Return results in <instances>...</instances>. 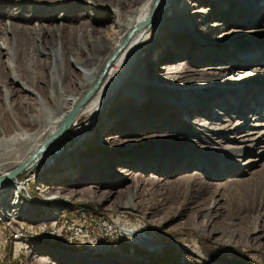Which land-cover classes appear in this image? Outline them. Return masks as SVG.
Listing matches in <instances>:
<instances>
[{"label":"rangeland","instance_id":"1","mask_svg":"<svg viewBox=\"0 0 264 264\" xmlns=\"http://www.w3.org/2000/svg\"><path fill=\"white\" fill-rule=\"evenodd\" d=\"M70 1L73 4L62 9L54 0H46V6L39 0H0V49L3 48V53L17 49L18 54H11L10 61L21 72L22 82L27 80V74L22 73L27 65L32 72L41 74L40 79L43 80H36L35 84L36 90L43 98L47 97L46 94L51 89H70L72 86L74 74L70 76L68 73L63 79L54 60L56 49L60 47L59 38L63 37L71 49L72 41L66 38L69 29L81 31L91 26L97 31L91 34V39L100 44L103 42L101 36L114 26L117 10L124 11L128 7L126 3L120 8L118 0H99L98 6L89 5L90 1L87 5L84 0ZM257 1L255 7L247 8L243 6L246 5L245 2H239L243 7L236 3L229 7L236 1L220 0L217 10L223 11L224 15H217L211 20L197 17L202 29L215 38L210 36L211 38L207 39L210 41H202L203 37H207L206 34L199 33L200 30L191 31L193 45H185L188 50L177 56L176 63L188 61L194 72L200 68H214L212 76L202 79L206 83L217 82L223 85L224 82L219 78L223 77L228 78L226 82L239 86L264 84V74L256 75L258 70H264V64L258 65V61L264 62V0ZM199 2L200 0H189L187 4L181 3V8L183 6L187 14L188 11L198 8L214 11L212 2L203 5H199ZM241 8H246L243 11H250L238 13ZM234 12L237 13L232 14ZM229 20L234 21L233 25H242V34L232 33L229 36H235L234 38H221L220 36L228 33L232 27L226 25V28H218L216 24L225 25ZM55 21L59 22L62 30L54 31L58 25ZM152 35H155V31H152ZM239 38L242 42H231V39ZM153 42L155 50L163 41L154 39ZM199 43L202 45L198 46ZM203 44H207L204 49ZM32 47L39 49L41 57L29 61ZM238 50H244L242 58L237 55ZM90 51L91 54L80 58V63L73 64L74 73L83 71L84 65L94 54L93 49ZM189 51L197 53L192 57L188 54ZM205 51L212 54L201 58ZM2 56L0 55L1 66L6 61ZM241 59L247 60L246 63L250 65L243 63L242 67H238L237 65L242 63ZM148 64L152 66L151 63ZM220 68L226 70L222 71ZM245 73L246 76L243 75ZM47 74L50 75L52 83L45 79ZM1 76L0 85L10 88L8 82L11 72L5 69ZM42 89L46 90L45 93ZM2 90L0 89V129L4 128V123L9 119L3 104L5 95ZM15 90L9 96L8 105L21 117L24 111L17 107L21 94L18 88ZM254 93H257L256 90L210 92L212 98L194 100V104L190 105V108L194 107L193 114L181 116L182 118L173 112L166 113L164 119L158 117V111L144 115L137 111V116L151 117L144 121L141 117L132 115L131 109V112L125 114V119L133 122V125L123 123L124 126L130 127L127 132L120 129L123 124H118L113 130L106 128L103 119L98 115L90 121L81 118L78 126L67 132L56 145V149H53L54 158L49 157L42 161L31 171L33 174L23 173L17 177L19 180L24 176V189L18 190V197L26 203L22 208L25 215L20 219H13L14 221L10 217L0 218V226L10 225L12 222L25 227L34 226L33 234L36 235V226L44 233L47 230L52 231V227L48 226L55 224L59 233L63 232L65 220L70 219L79 226L77 222H85L88 219L93 221L89 225L90 228L87 226L88 230H82L79 240H72L71 245L63 244L64 239L48 241L33 235H23L18 237L17 241L20 251L14 245V237L6 236L5 240L0 242V262L12 264L17 260L19 264H156L152 258L160 256L162 248L166 247L170 254L161 257L159 264H264V238H252L248 233V229H252V223L245 228L242 221L245 217L250 220L261 215L259 225L264 227V209L246 208L245 204L250 192L262 190V177L259 174L264 171V158L256 160L249 148L247 153L241 150L240 155H232L231 149L243 147L236 143L234 138L245 132L253 134L251 137L258 134L264 136V128L253 127L255 123H259L258 120L264 123V105L258 108L255 105V97L250 100ZM114 104L108 108L107 114L112 112L110 110L114 109ZM222 106L229 112L240 115L243 119L241 122L245 123L228 130L226 135L199 142L198 139L210 129L211 124L203 110L210 112L211 109ZM208 108L211 109L207 110ZM146 111L151 112V108ZM172 114L177 115L172 117ZM253 116H258L259 119L252 118ZM197 119L202 120L201 123L192 124L197 122ZM134 129L139 131L137 135L140 137L137 136V139H143L145 136L148 138L137 143L133 135L121 137L122 133L126 136ZM116 136L120 137L119 140L109 139ZM121 140L123 141L119 142ZM160 145L178 147L179 150L165 154L147 150ZM184 153L189 154L187 158L183 157ZM80 155H84L83 162L78 161L81 160L78 157ZM11 161L0 163L3 164L0 167V175L18 167V164ZM104 162L113 176L110 180L103 179L106 176L102 171ZM65 164L72 165L70 168L75 174H63L67 169L60 166ZM122 170L129 171L128 177L133 176V179L129 182H117L116 179H121L118 172ZM151 176L155 178L151 179ZM81 178H84L83 182ZM77 180L79 184H76ZM13 186L15 185L11 187ZM17 187L11 191L5 202L0 203V211L11 215L10 204L14 200L10 196L17 193ZM61 188L65 190L57 195ZM39 190L44 192L41 194ZM52 197H56L60 204L57 212L49 214L46 211L52 206L49 202ZM104 222H111L112 229L103 228L99 232L98 228ZM41 223L44 226L38 225ZM121 228L133 236H144L152 246L138 244L130 234L121 232ZM54 237L56 238L55 235ZM123 247L127 249L126 252L121 249Z\"/></svg>","mask_w":264,"mask_h":264},{"label":"bare ground","instance_id":"2","mask_svg":"<svg viewBox=\"0 0 264 264\" xmlns=\"http://www.w3.org/2000/svg\"><path fill=\"white\" fill-rule=\"evenodd\" d=\"M54 1H56L62 9H66L69 5L73 4L70 0ZM89 1V5L98 6V4H100L99 0H84V4L87 5V2ZM118 1L119 2H117V4H119L118 6L120 8L122 5L127 3V10L121 11L118 9L117 5H115L116 9H118L116 21L114 22V26L101 36L103 39L102 43L98 44L97 41H92L91 34L97 31L91 26H89V28L85 27L81 31H77L74 28L69 29L68 36L66 35V38L72 41L71 49L68 48V45H66L63 37L59 38L60 47H57L56 49L54 60L57 65L58 72L63 79L67 77L68 73L69 75H72V73L74 74L70 89H67L66 87L61 88L62 90L58 89V87L55 89L50 88L51 90L46 94L47 97L43 98L36 90L37 86L35 84L36 80L37 82L38 80H43L40 79L41 74H37V71L36 73L32 72L30 66L27 65L23 70L24 72H22L27 74V80L22 82L21 72L17 70L18 67L15 64L13 65L10 61L14 52L18 54L17 49H14V52H12V49L9 53H3V48L0 49V55H3L4 58H6V61L2 63L3 66H1L0 62V68L2 71L7 69L11 72L10 80L8 82V86H10V88H5L7 85H0V89H3L2 92L5 95L3 104L9 115V119L4 123V128L0 129V163L12 160L11 162L20 166L25 163L37 150H39L40 147L62 127V125H64L63 131L54 140V142L49 144V146H45L41 152H38L34 158L29 161L21 175L23 173V175L31 173V171H33L42 161L48 159L49 157H55L53 156V149H56V145L61 142L67 132L69 133V131L78 126L77 124L81 118L90 121L98 115L103 119V125L110 130H113L118 124L131 123L133 125V122L125 119L127 117L125 114L131 112V109H133L132 115H135L137 111H141L143 115L146 113L151 114L153 111H158V117H162L164 119H166V113L168 114L172 112L177 113L178 115H175L182 118L181 116H189L193 114L194 107L190 108V105L194 104V100L201 101L205 98H212L213 96L210 92L213 91L216 93H229L240 90H256L257 93L252 94L250 96V100L255 97V105H257L258 108L263 107L264 84L251 83L249 85L244 84L239 86L226 82L228 78L223 77H219L220 81L224 82L223 85H220L217 82L214 84L206 83V81H203L202 79L212 76L213 74L211 73L214 68H200L198 71L196 70L195 73L191 70V66L188 61L176 63V59H178L177 56L179 54L180 56L183 55V53L188 50L185 45H193V42H191V31L197 32L200 30L198 31L199 33L203 32V34H206L207 37H203L202 41H210L207 40L211 38L210 36L215 38L214 35H211V33H206L207 30L202 29V24L199 23L197 17H203L204 19L211 20L217 17V15H224L225 13L223 11L217 10L220 6V0H200L199 5L201 3V5H203L207 2H212L214 11H208L207 8H198L188 11V14L185 10H183V6L181 8V3L187 4L189 0H142L141 2H136L134 0H126L125 2L122 0ZM235 1L236 2L231 4L229 7L236 4L240 5L239 2H245L246 5L243 6L250 8L255 7V3L258 2L257 0ZM39 2L43 6H46L47 4L46 0H39ZM245 9L241 8L238 13H246L250 11H243ZM235 13L237 12L232 14ZM233 22L234 21L229 20L225 25H222L221 23L216 24L218 28H226L227 26L232 27L228 33L221 35V38L231 37L229 35L232 33L242 34V25H239V23H235L233 25ZM57 23L58 25L55 26L56 29L54 31H59L61 29L59 22ZM41 27L44 29L43 25H41ZM152 31H155V35H152ZM234 37L235 36H232L231 38ZM154 39H156V41H163L162 45H160V47H156L155 50L153 49ZM235 40H237L236 42H242L241 38L231 39V42ZM199 45L202 44L199 43L198 46ZM205 45L207 44H203V49L206 47ZM213 45L217 46L215 44ZM90 49L94 50V54H92L90 60H88L86 65H84L83 71L81 73H74L72 71L73 64L78 63L80 58L85 54H91ZM31 50L30 54L32 55H29V61L41 57L38 48L32 47ZM243 52L244 50H238L236 52L239 58L243 57ZM196 53V51L188 52V54L192 57L195 56ZM211 54V52L205 51L201 58L207 57ZM70 58H72V60ZM241 60L242 63H239V65H237L238 67H242L243 63L250 65V63H246L247 60ZM148 63H151L152 66ZM260 64H264V62L260 63V61H258V65ZM220 69L224 71L225 68ZM1 70L0 84L2 81ZM258 72L259 73L256 75L264 74V70H258ZM243 75L246 76L247 73ZM219 76L224 75L219 74ZM45 79L48 83H52L50 75L47 74ZM224 85L225 87H223ZM16 88H18L21 94L18 98L17 107L24 111L21 117L17 116L13 112L12 107L8 105L9 96L13 93L12 91H16ZM39 89L41 88L39 87ZM202 90L207 91L203 92ZM42 91L45 93L46 90L42 89ZM114 102L116 103L114 104ZM113 104L114 109L112 110L110 108V111L112 112L107 114V112H109L108 108ZM147 108H151V112H147ZM74 109L75 111L69 119V122L65 123L69 113ZM210 109L211 108H208L207 110ZM203 111L204 113L206 112L211 124L208 131L204 133L202 132V136L198 139L199 142H205V140L211 141L214 136L222 134L226 135L228 130L235 129L238 125L245 123L241 122L243 119L240 115L234 112H229L225 106H222L221 108L215 107L214 109H211L210 112L205 110ZM175 115L172 114V117H175ZM135 116L137 118L141 117L144 121L151 119L150 116ZM254 117L255 116L252 118ZM255 118L259 119L258 116ZM196 121L197 122L192 124L199 125L202 120L197 119ZM258 121L259 123H255L253 127L264 128V123H260L261 120ZM129 128V126H124L123 124V127L120 129L127 132L129 131ZM138 132V129H134L126 136L122 133L121 137L133 135L132 137L136 138L137 143L148 138V136H145L143 139H137L140 137V135H137ZM251 135L253 134L245 132L234 138L236 143L242 145L243 147L231 148L233 152L232 155H240L241 150L247 153L249 148L252 151V154L256 156V160L259 161V159L261 160L264 158L263 134H258L255 137H251ZM208 136H211V138ZM119 138L117 136L115 138L109 137V139L113 141H117ZM122 141L123 140L119 142ZM191 146L192 148H196L193 145ZM147 150L151 153L156 152L157 154H165L176 152L179 149L174 146L163 147L160 145L148 148ZM188 155V153H184L183 157L187 158ZM206 155H208V153ZM78 157L81 159L78 161L83 162L84 155H80ZM2 165L3 164H0V167ZM103 165L104 167L102 168V171L104 175H106L103 179H112L113 176L108 169L109 166H107L105 162ZM71 166L72 165L68 166L66 164L60 166L67 169L66 171L61 172L65 175L72 173L73 170L70 168ZM118 174L121 176V179L123 178L124 180L116 179L117 182H129L133 179V176L128 177L130 174L129 171L122 170L119 171ZM259 176L262 177L260 180L263 185L262 190L261 192H250L249 198L246 197L245 200L246 208H258L259 210L264 209V171L263 174H259ZM17 177L7 183L4 188H0V203L5 202L9 197V194H11V191H14L18 186L16 182L18 181ZM154 178V176H151V179ZM80 180L83 182L84 178L83 180L82 178ZM29 181L30 180H28V183ZM23 183L24 180L22 181L21 189H24ZM79 183L80 182L77 180L76 184ZM12 185L15 186L11 187ZM21 189L17 187V193L10 196V198L12 197L14 200L10 204L12 207L10 211L11 215L0 211V218L6 219L10 217L11 220H16L25 215L22 208L26 205V203L22 198L18 197V190ZM64 190L65 188H61V190L56 194L59 195ZM39 192L42 194L44 190H39ZM45 199L48 200V198ZM58 201L59 200L56 197H52L49 201L52 206L50 209H47L48 211L46 212H49V214L57 212L60 204ZM66 202H68V200ZM214 205H216L215 202ZM260 216L261 215H257L250 220L245 219L246 217L242 218L245 228L250 225V222L252 223V229H248V233L255 240L264 238V227L259 225ZM110 223L111 222H108L107 224L110 225ZM107 224L99 226L98 231L101 232L103 228L108 229ZM38 225L43 224L41 223ZM75 226L76 225L73 227ZM113 227H115L114 223ZM119 230L130 234L133 237V240L138 244L144 245L145 247L152 246V243L147 241L148 239L144 236H133L130 232L122 228ZM22 236L23 235H18L17 241L18 237L21 238ZM5 238L2 241H4ZM79 238L80 236L78 235V237L76 236L74 240L77 239L78 241Z\"/></svg>","mask_w":264,"mask_h":264},{"label":"built area","instance_id":"3","mask_svg":"<svg viewBox=\"0 0 264 264\" xmlns=\"http://www.w3.org/2000/svg\"><path fill=\"white\" fill-rule=\"evenodd\" d=\"M29 174H33V173H29ZM27 174V175H29ZM24 180V176L20 177V179L17 182L18 187L21 189V184L22 181ZM27 194V192H24ZM93 221H89L88 219L85 222H77L78 225L74 224L75 222L71 221L70 219L65 220V223L63 224V232H58V227H55L56 225L54 224L53 226H48V227H52V231H44V233H41L40 231V227L36 226L35 229L38 230L36 231V235L33 234L34 231V226L32 227H25L19 224H15V223H11L10 225H2L0 226V242L6 237V236H13L14 237V245H16L19 248V245H17V236L18 235H33L39 238H43V239H47L48 241H61L64 239V243L63 244H72V242L74 241V238H76V236L78 237V235L80 236L82 233V230H88L90 227L89 225L92 223ZM103 225L107 224V222L102 223ZM74 225H76L75 227H73ZM101 225V224H98ZM88 226V229H86ZM108 228L111 227V223L110 225L107 226ZM106 232V231H105ZM92 233V231H91ZM54 235L56 236V238L54 237ZM73 240V241H72ZM72 241V242H71ZM62 244V243H61Z\"/></svg>","mask_w":264,"mask_h":264},{"label":"water","instance_id":"4","mask_svg":"<svg viewBox=\"0 0 264 264\" xmlns=\"http://www.w3.org/2000/svg\"><path fill=\"white\" fill-rule=\"evenodd\" d=\"M75 109L72 110L68 117L66 118V122H69V119L71 118V116L73 115ZM64 129V125H62V127L57 131L55 132L41 147L39 150H37L25 163L21 164L20 166L16 167L15 169L5 173V174H2L0 175V188L3 187L4 185H6L7 183H9L11 180L15 179L18 175H20L24 168L28 165L29 161L31 159L34 158V156L38 153V152H41L45 146H49V144H52L54 142V140L59 136V134L63 131Z\"/></svg>","mask_w":264,"mask_h":264},{"label":"trees","instance_id":"5","mask_svg":"<svg viewBox=\"0 0 264 264\" xmlns=\"http://www.w3.org/2000/svg\"><path fill=\"white\" fill-rule=\"evenodd\" d=\"M121 249H122L124 252H126V250H127V249L124 248V247L121 248ZM168 254H170V253L168 252V249H166V247H165V248H162L161 253H160V256H156V255H155L156 257H155V258L153 257L152 259L156 261V264H159V263H160V258H161V257H165V256L167 257V256H169ZM18 262H19V261L16 260L15 262L13 261L12 264H19ZM0 264H3V263L0 262Z\"/></svg>","mask_w":264,"mask_h":264},{"label":"crops","instance_id":"6","mask_svg":"<svg viewBox=\"0 0 264 264\" xmlns=\"http://www.w3.org/2000/svg\"><path fill=\"white\" fill-rule=\"evenodd\" d=\"M14 250H15V248H13ZM14 250H13V252H14Z\"/></svg>","mask_w":264,"mask_h":264}]
</instances>
